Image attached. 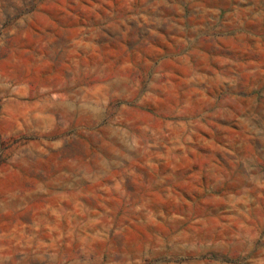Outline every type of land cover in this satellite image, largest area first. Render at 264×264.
<instances>
[{"label": "rangeland", "instance_id": "rangeland-1", "mask_svg": "<svg viewBox=\"0 0 264 264\" xmlns=\"http://www.w3.org/2000/svg\"><path fill=\"white\" fill-rule=\"evenodd\" d=\"M0 264H264V0H0Z\"/></svg>", "mask_w": 264, "mask_h": 264}]
</instances>
